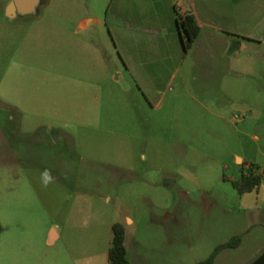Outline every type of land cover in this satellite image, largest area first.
Instances as JSON below:
<instances>
[{
    "label": "rangeland",
    "instance_id": "rangeland-1",
    "mask_svg": "<svg viewBox=\"0 0 264 264\" xmlns=\"http://www.w3.org/2000/svg\"><path fill=\"white\" fill-rule=\"evenodd\" d=\"M9 1L0 0V264H109L115 222L132 264H196L236 234L241 245L214 264L264 247V0L257 20L238 24L233 53L221 41L125 50L115 35L158 25L127 26L121 5L135 0H41L13 17ZM250 163L262 183L241 192Z\"/></svg>",
    "mask_w": 264,
    "mask_h": 264
},
{
    "label": "crops",
    "instance_id": "crops-1",
    "mask_svg": "<svg viewBox=\"0 0 264 264\" xmlns=\"http://www.w3.org/2000/svg\"><path fill=\"white\" fill-rule=\"evenodd\" d=\"M262 4L261 0H185V3L179 0H135L130 6L128 2L126 4L124 2L121 5L123 9L121 18L127 26L132 20H137L140 17L149 18L153 24L157 23L158 25L154 24L153 27L147 25L145 30L148 34L146 32H142L143 34L129 32L126 28V31H121L115 37L117 43L123 46L125 50L153 51L157 47L158 49L166 48L171 52H177L182 50V47L184 49V46L177 25L175 8L185 12L191 7L203 26L191 48L187 51L199 47L200 41H203V47H212L213 49V46L221 41L225 44L224 51L240 52L242 41L234 34H244V31L238 27V24L257 20V12L260 9L258 6ZM82 24L88 26L87 19L83 20ZM159 28L163 30V34L159 31ZM246 35L250 36L249 33H246ZM52 233L55 234L54 238L57 237L58 233L55 228L52 229ZM241 243L235 248L239 247ZM262 249L264 247L258 253ZM256 255L245 262L243 261L242 264H247Z\"/></svg>",
    "mask_w": 264,
    "mask_h": 264
},
{
    "label": "trees",
    "instance_id": "trees-1",
    "mask_svg": "<svg viewBox=\"0 0 264 264\" xmlns=\"http://www.w3.org/2000/svg\"><path fill=\"white\" fill-rule=\"evenodd\" d=\"M176 10L177 25L182 32V43L187 50L190 48L200 32L203 24L197 19L194 11L187 9L185 12ZM234 34V33H231ZM238 35L239 34H234ZM263 179V174L257 170L253 163L247 165V170H242L241 176L235 181V186L241 191H251L258 188ZM113 236L108 251L109 264H132L128 257V250L126 244V230L125 226L121 222H115L112 226ZM242 241V235L236 234L231 239L218 243L212 252L205 257L197 261L196 264H214L217 255L225 248L236 247ZM247 264H264V249H262L251 261Z\"/></svg>",
    "mask_w": 264,
    "mask_h": 264
},
{
    "label": "water",
    "instance_id": "water-1",
    "mask_svg": "<svg viewBox=\"0 0 264 264\" xmlns=\"http://www.w3.org/2000/svg\"><path fill=\"white\" fill-rule=\"evenodd\" d=\"M41 0H10L5 7V14L9 17L17 13H34L38 10ZM182 35V32H180ZM183 39V37L181 36Z\"/></svg>",
    "mask_w": 264,
    "mask_h": 264
},
{
    "label": "clouds",
    "instance_id": "clouds-1",
    "mask_svg": "<svg viewBox=\"0 0 264 264\" xmlns=\"http://www.w3.org/2000/svg\"><path fill=\"white\" fill-rule=\"evenodd\" d=\"M42 181H43V186H47L50 182L53 181V176L51 175V173L46 169L42 174Z\"/></svg>",
    "mask_w": 264,
    "mask_h": 264
},
{
    "label": "flooded vegetation",
    "instance_id": "flooded-vegetation-1",
    "mask_svg": "<svg viewBox=\"0 0 264 264\" xmlns=\"http://www.w3.org/2000/svg\"><path fill=\"white\" fill-rule=\"evenodd\" d=\"M40 6V5H39ZM39 8V7H38ZM18 14H22V13H17L15 16H17ZM27 14V13H26Z\"/></svg>",
    "mask_w": 264,
    "mask_h": 264
}]
</instances>
